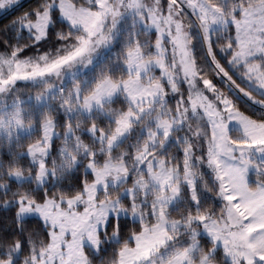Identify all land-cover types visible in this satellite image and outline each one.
<instances>
[{"label":"snow or ice","instance_id":"snow-or-ice-1","mask_svg":"<svg viewBox=\"0 0 264 264\" xmlns=\"http://www.w3.org/2000/svg\"><path fill=\"white\" fill-rule=\"evenodd\" d=\"M0 264H264V0H0Z\"/></svg>","mask_w":264,"mask_h":264}]
</instances>
